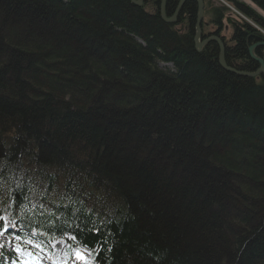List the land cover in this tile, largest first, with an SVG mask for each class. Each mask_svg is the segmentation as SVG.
<instances>
[{
  "label": "trees",
  "instance_id": "16d2710c",
  "mask_svg": "<svg viewBox=\"0 0 264 264\" xmlns=\"http://www.w3.org/2000/svg\"><path fill=\"white\" fill-rule=\"evenodd\" d=\"M159 1L0 0V215L72 233L95 264H264V79L195 50L197 2L179 34ZM225 1L230 45L227 7L202 37L255 72L264 0Z\"/></svg>",
  "mask_w": 264,
  "mask_h": 264
},
{
  "label": "rangeland",
  "instance_id": "374dc122",
  "mask_svg": "<svg viewBox=\"0 0 264 264\" xmlns=\"http://www.w3.org/2000/svg\"><path fill=\"white\" fill-rule=\"evenodd\" d=\"M236 1H239V2H242V3H244V4H250L251 5V3L249 2V1H247V0H236ZM129 2V1H128ZM130 3V2H129ZM204 3H205V8H204V13H203V18H202V22H201V30H202V27H203V34L206 36V34H211V33H213V32H218L217 31V27H215L214 26V23L212 22L213 20H214V13H213V9H218V8H220V7H227V9H228V7H232V5H230L228 2H226L225 0H204ZM143 8L145 9V11L147 12V13H149V14H155L156 13V9H151V6H149L148 4H145V5H143ZM233 8V7H232ZM228 11L229 12H227L226 13V16H225V23H223V25H222V28L220 29V32H221V35L220 36H222L224 39H225V41H226V43L228 44V45H230V39H231V34H232V32H231V30L228 28V26H227V23H228V21H227V16H229V17H231L232 19H234V18H241L242 19V16L239 14V13H237L236 11H235V9L234 10H229L228 9ZM261 14V13H260ZM262 16H263V14H261ZM179 17V22H177V24H175V27H174V29L179 33V34H185L187 31H188V19H186L187 18V16L185 15V13H180V16H178ZM225 24V25H224ZM252 24V23H251ZM194 34H195V32H194ZM194 39V38H193ZM204 39H206V38H203L202 40H204ZM201 40V41H202ZM192 42H193V40H192ZM194 43V42H193ZM205 48L203 47L202 48V50L201 51H203ZM162 66H163V64H161ZM7 80H9V79H7ZM143 80V79H142ZM148 79L147 78H145L144 79V81L143 82H141V84H139V88H144V89H146L147 90V88H148ZM148 94V93H147ZM5 96H7L9 99L10 98H12L13 96L12 95H10V97H9V94H8V92H5V94H4ZM121 95L119 94V92H115V93H111V101L109 102V99L108 98H106V100H108V103H109V105H111L113 108L115 107V108H117L118 109V107H117V105H116V103L117 102H122V101H120V99H121V97H120ZM104 97H105V95H104V93H102V92H98L97 94H95L94 95V99H95V101H96V99L98 98H101V99H104ZM80 99V98H79ZM122 100V99H121ZM127 100H129V99H127ZM107 103V104H108ZM144 105H140V109L142 110V107H143ZM142 112H144L143 110H142ZM129 132H131V131H129ZM196 141V140H195ZM136 156V155H135ZM141 157V158H140ZM139 158L142 160V155L140 156ZM161 159V158H160ZM235 186H236V184H235ZM34 204H37V203H34ZM1 239H4L3 237H0V240ZM11 240H12V244H13V247H18V245L20 246V244H16L15 242H17V240L16 239H14V237H11ZM2 245H9V242H6L5 241V239H4V242L2 243ZM67 246H65V248H66ZM78 251L79 250H82V249H77ZM76 250V251H77ZM63 253H65V251L63 250ZM74 256H75V253H74ZM88 260L90 259L91 261H90V264H93L92 263V258H89L88 256L86 257ZM54 260H55V258H50V260H49V262H51L50 264H53V262H54ZM49 262L48 261H45V263H47V264H49ZM36 264V263H35ZM95 264V263H94Z\"/></svg>",
  "mask_w": 264,
  "mask_h": 264
},
{
  "label": "water",
  "instance_id": "95a60500",
  "mask_svg": "<svg viewBox=\"0 0 264 264\" xmlns=\"http://www.w3.org/2000/svg\"><path fill=\"white\" fill-rule=\"evenodd\" d=\"M127 1H129L132 5L137 6V7H140L142 5V2H143V0H127ZM185 1L186 0H180L179 5H178L177 10H176V13L174 14V16L172 18L169 19L166 17L165 10H164L166 0H161L159 10H160V17H161L162 21L166 24H170V25L174 24L176 21L177 14H178L179 10L182 8ZM196 1L198 3L199 11H198L197 23H196V29H195L196 35L193 39L195 50L198 53H200L202 48L205 47L208 43L215 42L217 44L218 50H219L218 62H219L220 67L223 68L225 71L232 72L238 76V74L235 71L226 67L225 59H224L225 46L219 38L213 36V37L208 38L207 40L201 41L202 33L200 30V22H201V18L203 16V2H202V0H196ZM255 47H256V45L252 46V48L249 49V56L253 61H255L259 65V73L264 78V60L261 58H258L257 56L254 55L253 50ZM246 77H248V75H246Z\"/></svg>",
  "mask_w": 264,
  "mask_h": 264
},
{
  "label": "flooded vegetation",
  "instance_id": "af4514ba",
  "mask_svg": "<svg viewBox=\"0 0 264 264\" xmlns=\"http://www.w3.org/2000/svg\"><path fill=\"white\" fill-rule=\"evenodd\" d=\"M191 1L193 2L194 7H195V9H196V1H195V2H194V0H191ZM159 2H161V0H160ZM179 2H180V0H179ZM179 2H178V4H177V7H178V5H179ZM203 2H204V0H203ZM204 4H205V3H204ZM177 7L175 8L173 14H172V13H168V11H167V9H166V3H165V14H166V16H167V14H168L167 17L172 18V17L174 16V14L176 13ZM204 7H205V5H204ZM181 11H183V8H181V9L179 10V12H178V14H177V17H176V21H175L174 24H177V22H179V17H178V16H179V14H180ZM203 13H204V9H203ZM170 14H172V16H171ZM197 16H198V13H195L194 16H193V18H194V32H195V29H196ZM202 18H203V16H202ZM202 18H201V20H202ZM193 36H195V35L193 34ZM221 42L223 43V41H221ZM257 65H258V64H257Z\"/></svg>",
  "mask_w": 264,
  "mask_h": 264
},
{
  "label": "bare ground",
  "instance_id": "6f19581e",
  "mask_svg": "<svg viewBox=\"0 0 264 264\" xmlns=\"http://www.w3.org/2000/svg\"><path fill=\"white\" fill-rule=\"evenodd\" d=\"M196 1V0H195ZM197 2V1H196ZM203 2V1H202ZM184 5V4H183ZM197 5H198V3H197ZM183 7V6H182ZM203 9H204V4H203ZM198 11H199V9H198ZM201 23V22H200ZM201 30V29H200ZM200 43V42H199ZM250 48H252V47H250ZM249 48V49H250ZM249 51V50H248ZM226 64V63H225ZM226 67L227 68H230L231 70H233V71H235L237 74H238V76L239 77H246V75H248V77H246V78H255V77H258V76H262L260 73H259V68L255 71V72H252V73H249V72H241V71H237V70H235V69H233V68H231V67H228L227 65H226ZM236 75V74H235ZM263 77V76H262ZM264 79V78H263ZM4 242V239H1L0 240V245H2V243ZM89 261H91L90 259H89ZM93 264H94V261H93Z\"/></svg>",
  "mask_w": 264,
  "mask_h": 264
},
{
  "label": "snow or ice",
  "instance_id": "6c2138e0",
  "mask_svg": "<svg viewBox=\"0 0 264 264\" xmlns=\"http://www.w3.org/2000/svg\"><path fill=\"white\" fill-rule=\"evenodd\" d=\"M0 219H3L2 217H0ZM3 235V232H0V236ZM0 247H2V245H0ZM37 247H40L39 245H37ZM75 257L77 260H80V261H83L84 264H90V261L86 258V256L80 252V251H77L75 252Z\"/></svg>",
  "mask_w": 264,
  "mask_h": 264
}]
</instances>
